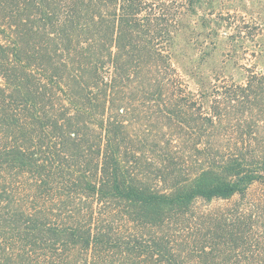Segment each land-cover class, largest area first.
Wrapping results in <instances>:
<instances>
[{
  "label": "trees",
  "instance_id": "trees-1",
  "mask_svg": "<svg viewBox=\"0 0 264 264\" xmlns=\"http://www.w3.org/2000/svg\"><path fill=\"white\" fill-rule=\"evenodd\" d=\"M203 1L0 0V264H264V69L190 89Z\"/></svg>",
  "mask_w": 264,
  "mask_h": 264
},
{
  "label": "rangeland",
  "instance_id": "rangeland-1",
  "mask_svg": "<svg viewBox=\"0 0 264 264\" xmlns=\"http://www.w3.org/2000/svg\"><path fill=\"white\" fill-rule=\"evenodd\" d=\"M262 52L264 0H204L196 15L184 21L172 57L190 89L197 92L218 79L244 83L250 65L264 69L255 58Z\"/></svg>",
  "mask_w": 264,
  "mask_h": 264
}]
</instances>
